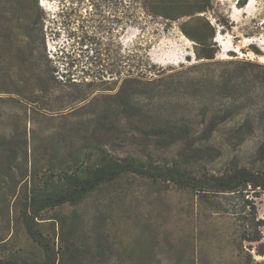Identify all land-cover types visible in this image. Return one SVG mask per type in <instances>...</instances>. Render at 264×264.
Listing matches in <instances>:
<instances>
[{"label":"rangeland","instance_id":"374dc122","mask_svg":"<svg viewBox=\"0 0 264 264\" xmlns=\"http://www.w3.org/2000/svg\"><path fill=\"white\" fill-rule=\"evenodd\" d=\"M184 1L190 8L196 2ZM218 1L205 15L216 27V58L206 62L181 30L191 17L153 15L144 0H0V260L246 264L219 198H201L173 182L127 175L79 205L44 211L39 228L47 246L28 235L21 215L33 157L38 181L49 169L56 178L64 159L89 143V120L107 109L108 123L89 129L88 139L103 136L123 154L181 159L191 171H224L226 155L208 141L196 148L199 134L174 130L162 146L155 136L169 122L194 129L223 116L227 101H264V0ZM197 26L210 34L204 22ZM130 72L143 77L126 85L136 95L124 118L114 95ZM244 151L250 153L252 143ZM259 215L264 219V195Z\"/></svg>","mask_w":264,"mask_h":264},{"label":"trees","instance_id":"16d2710c","mask_svg":"<svg viewBox=\"0 0 264 264\" xmlns=\"http://www.w3.org/2000/svg\"><path fill=\"white\" fill-rule=\"evenodd\" d=\"M194 1L195 5L190 8L192 3L184 0H144L146 9L153 15L168 20L191 17L181 25V30L197 43V59L207 62L216 58V27L205 15L212 13L214 4L219 1ZM246 2L245 0L244 3ZM237 5L241 6L240 0ZM201 22L210 28L209 35H204L202 28L197 26ZM216 22L219 23L217 18ZM130 23H138L134 14L130 15ZM142 77L140 73H128L124 85L114 95L118 99L116 108L124 118H130L136 95L126 85L141 83ZM233 109L238 111L239 117L230 114ZM109 111L112 109L97 113L89 120L91 123L86 128L84 139L90 144L87 143L70 158L64 159L56 178L54 169H49L45 172L48 174L46 178L38 181L40 169L36 166V157H33L32 179L30 185L26 186L21 215L26 231L34 241L47 246L46 238L39 228L44 220V211L65 205H79L103 185L116 182L127 175H137L190 188L199 193L201 198L218 197L219 202L216 204L223 208V212L232 216L235 223L240 239L239 249L242 258L247 259L246 264H264V259L257 260L255 257H264V219L259 215V203L264 195V101H252V105L243 102L237 106L233 101H227L224 109L226 114L214 115L194 129H191L190 124L175 122L159 127L155 134L159 146L164 144L168 132L176 130L177 135L185 137L199 134L198 143H193L196 148H201L200 145H205L208 141L222 151L226 155V167L219 173L191 171L181 159L165 163L156 159L153 153H119L102 140L103 136L88 139L89 129L106 126ZM25 142L28 154V137ZM249 143H252V151L247 153L244 150ZM88 146H91V151H88ZM232 152L234 155H230ZM34 153L36 154L35 150ZM0 264L25 263L20 259L8 258L0 260Z\"/></svg>","mask_w":264,"mask_h":264}]
</instances>
